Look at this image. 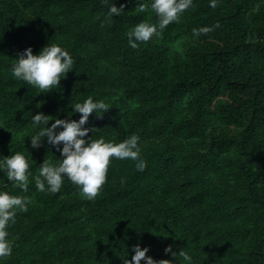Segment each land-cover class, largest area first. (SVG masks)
I'll return each instance as SVG.
<instances>
[{"label":"trees","instance_id":"obj_1","mask_svg":"<svg viewBox=\"0 0 264 264\" xmlns=\"http://www.w3.org/2000/svg\"><path fill=\"white\" fill-rule=\"evenodd\" d=\"M151 2L0 0V161L19 152L30 165L27 192L4 169L0 192L31 200L6 228L12 254L0 264H124L137 245L171 264H189L179 251L190 264H264V0H217L214 9L193 0L179 23L133 49L127 34L158 24L137 10ZM112 4L125 6L119 17L107 16ZM49 44L74 65L41 93L12 68L26 49L39 55ZM89 97L110 110L90 115L84 127L97 130L84 139L136 135L146 169L112 158L94 201L66 176L59 192L38 191L44 161L59 166L64 157L46 138L32 148L44 127L33 117H52L49 128L78 122L74 106Z\"/></svg>","mask_w":264,"mask_h":264},{"label":"clouds","instance_id":"obj_2","mask_svg":"<svg viewBox=\"0 0 264 264\" xmlns=\"http://www.w3.org/2000/svg\"><path fill=\"white\" fill-rule=\"evenodd\" d=\"M107 6L108 0H103ZM193 6V0H152L148 4H140L137 10L141 13L154 12L158 17V24H149L142 22L138 24L127 35L129 37V46L133 49L138 47L137 42H148L153 36H159L163 30L171 23L180 22L182 13ZM124 5L118 9L114 4L109 6L107 16L112 18L120 16L123 13ZM210 7H217V0H211ZM104 25L102 24L101 27ZM217 23L212 27H202L193 29L195 38L219 28ZM159 29V31H158ZM74 65L71 55L55 44H49L44 47L39 55H33L31 48L26 49L19 55L15 65L12 68L14 78L22 80L40 90L41 93L48 92L51 89L60 86V81L65 79ZM110 106L103 101L94 102L91 97L83 103H76L73 111L79 113L81 118L75 120L55 119L51 127H47L52 117L37 114L33 117L34 125H43L37 135L32 136L31 146L37 149L42 146L44 139L47 143L56 147L64 157L59 166H53L51 162L44 161L39 169V175L35 177V185L38 191L44 192L45 184L48 191L57 193L63 184V177H67L73 184L80 186L82 195L89 201H94L101 193V190L107 182V173L112 158L119 160L130 159L136 161V169L143 172L147 164L140 159V147L138 146L139 137L132 135L124 142L114 144L105 142L103 138L98 140H85L89 132L93 133L96 128H85L90 115L96 114L98 119H103V115L109 112ZM63 128V131L56 130ZM63 145L62 150L60 145ZM29 162L24 155L17 152L0 161V169H4L9 182H15L23 191H28L29 185ZM31 200L27 197L11 196L7 192H0V258L10 257L12 254V244L6 239L9 233L6 228L9 222L15 223L17 210L27 211V204ZM133 251L135 255L132 261L125 260L124 264H171L170 260L155 261L147 256L148 248H141L137 245ZM165 254H171L175 259L176 252H173L172 246L165 249ZM189 264L192 257L185 251H179L178 254Z\"/></svg>","mask_w":264,"mask_h":264}]
</instances>
